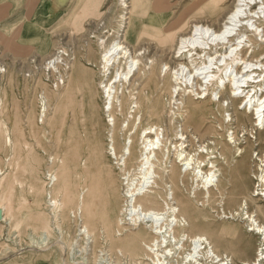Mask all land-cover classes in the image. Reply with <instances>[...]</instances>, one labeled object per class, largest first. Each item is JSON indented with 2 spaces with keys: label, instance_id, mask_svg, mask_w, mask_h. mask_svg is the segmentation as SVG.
<instances>
[{
  "label": "rangeland",
  "instance_id": "1",
  "mask_svg": "<svg viewBox=\"0 0 264 264\" xmlns=\"http://www.w3.org/2000/svg\"><path fill=\"white\" fill-rule=\"evenodd\" d=\"M194 1L142 0L139 18L141 37L138 35L140 38L137 43L131 41L132 50L146 46L150 51L148 58L159 56L167 42L168 33L165 30L168 24L181 16L184 10H188ZM115 2L116 0H103L96 7L95 16L90 17V22L53 25L51 34L40 29L37 36L34 29L38 25H24V33L28 37L33 35L32 38L37 41H26L25 44L32 46L25 47L18 55L14 52L16 41L13 40L11 31L2 30L3 26H0V61L7 65V74L0 79L4 83L7 80L14 82L7 88L4 86L6 89L2 97L0 96V206L5 212V218L2 219L0 209V264H155L152 253L141 241L134 239L133 234L137 229L126 219L120 225L117 223L118 218L126 217V212L121 211L125 206L124 194L127 186L123 183V171L107 153V136L108 132H113L121 143L122 136L125 138L130 134L138 145V131L155 123L156 119L148 116L146 109L149 102L143 98L141 119L133 117L127 129H120L125 123L122 124L124 118L116 106L113 114L118 117V125L111 130L100 109V93L91 96V91L96 88L86 82L90 74L97 73L90 61L100 59L101 49L97 38L107 37L117 28V7L113 17L106 12ZM160 16H163V23L148 22L149 18L159 19ZM46 36L51 42L47 41L48 48L42 52L40 46ZM113 37L114 33L109 39ZM58 49H63L68 54L63 61L67 65L63 63L58 69L66 84L55 87L56 73L48 71L44 62ZM246 53L244 51L242 56L248 55L249 51ZM73 67L77 70L75 81H72L71 76ZM232 69H228L224 78L227 79L230 73L235 74ZM132 79L135 80V85L133 89L129 87L130 91H138L140 95L146 78L141 82L136 81V76ZM148 86V90L155 88L153 83ZM66 90L68 92L64 95ZM40 94L45 96L47 103L46 115L42 121L38 111ZM157 96L159 94H154V99ZM65 98L68 102L66 112ZM161 100L167 112L162 123L166 128L167 139L171 138L174 142L173 124L176 126L184 123L186 149L194 158L206 161L210 153L200 151V145L211 147L210 152L215 156L212 160L218 170L211 184L221 181L219 191L211 185L209 194L206 195L201 185H195L192 174L184 175L185 188L182 192H185V196L179 197L181 213L189 222L186 233L189 236L205 235L215 249L229 255L234 264L252 261L259 244V235L246 231V221L240 217L242 211L239 208L240 198L236 195V187L240 172L244 168L249 175L258 171V161L251 158V155L252 150L261 155L263 142L256 144L257 133L254 138L251 137L253 133L250 132V120H245L249 131L243 136L244 132H239V138L240 145L246 150L240 157H236L235 162L224 164L218 154L222 152L218 142L227 138L226 114H220L213 108L217 113L215 118L204 120L197 116L184 117L180 105L177 104L179 101L175 102L166 94L161 96ZM127 107L126 103L123 107L124 115L128 114ZM170 111L175 113V118H168ZM237 115L239 120L240 116ZM169 123L171 126L167 129ZM210 126L216 131L214 134L211 133ZM213 141L218 144L214 149L210 144ZM253 142L254 144L249 145ZM171 158L175 160L174 156ZM157 166L160 174H165L162 171L164 163ZM203 169L206 171L208 167L203 166ZM47 171L54 172L57 177L50 188L52 198L58 202L55 207L48 204L47 189L51 184L47 185ZM254 181L250 176L251 187ZM164 185L165 183L159 184L161 188ZM80 194L83 196L81 207ZM164 194L165 191H161L162 198ZM256 202L264 205V199L257 198ZM114 204L117 208L113 217ZM155 207H163L162 199ZM234 210L240 211L235 219L224 217L222 213L229 214L228 212ZM251 210L249 202L248 211ZM258 217L264 223V217L259 214ZM233 225L236 227L235 232L230 229ZM84 226L91 235L86 236V233L80 232ZM45 232L48 235L47 243L36 242ZM143 234H146L145 231ZM151 239V235L146 237L145 243H150ZM175 258L173 256L169 259L171 264L180 263L181 258L178 257V262Z\"/></svg>",
  "mask_w": 264,
  "mask_h": 264
},
{
  "label": "bare ground",
  "instance_id": "2",
  "mask_svg": "<svg viewBox=\"0 0 264 264\" xmlns=\"http://www.w3.org/2000/svg\"><path fill=\"white\" fill-rule=\"evenodd\" d=\"M141 2L142 0H116V4H112L107 9V15L113 17L117 7V28L107 37L97 38L101 49L100 59L90 60L97 73L90 74L86 79L88 85L96 88L91 91V96L100 93V109L105 114L104 120L111 126V130L118 125V117L113 114L115 107H119L120 115L124 118L122 124L125 125H121L120 129H127L131 118L141 119L143 98L149 102L146 109L148 116L156 119L155 123L138 131V145L130 134L125 138L120 137L121 143H119L117 134L114 136L113 132H108L107 153L115 159L114 164L123 171V183L127 186L124 194L125 206L121 211L126 212V217L118 218L117 223L120 225V222L126 219L137 229L133 234L134 239L141 241L152 253L155 264H171L169 259L173 256L176 257V262L178 257L181 258L179 264H234L232 258L226 253L217 251L205 235L189 236L186 233L189 222L181 213L179 197L185 196V192H182L185 188L184 175L192 174L196 181L195 185H201L206 195L209 194V186L213 185L218 190L221 181L211 184L218 171L212 160L215 156L210 152L211 147L200 145V151L210 153L206 161L194 158L186 149L187 136L184 123H178L179 125L176 126L173 124L171 129L175 135L174 142L171 138L167 139L166 128L162 125L167 112L161 96L166 94L175 102L179 101L177 104L180 105L184 117L197 116L206 120V118H215L217 114L215 111L226 114L227 138L218 142L222 148V152L218 154L224 164L229 161L235 162L236 157H240L246 150L240 145L239 138V132H244L243 136L249 131L245 120H250V132L253 133L251 137L254 138V134L257 133L256 144L262 142L264 144V137L261 138V135L264 136V0H232L229 5L227 4L229 0H195L188 10H184L181 16L168 24L165 30L168 33L167 42L164 44V40L162 41L164 45L160 55H154L152 58H148L150 51L146 46L132 50L130 45L131 41L137 43L141 37L139 19ZM20 19L22 18L17 17L14 23L4 26L11 31V36L16 41L15 55L25 50L26 41L35 39L32 35L28 37L24 33L26 29L21 32L22 24L17 23ZM149 21L161 24L163 16L159 19L149 18ZM113 33L115 37L109 39ZM47 48L48 42L45 40L40 50L43 52ZM244 51L247 53L249 51V54L242 56ZM64 55L68 56L67 52L58 49L44 62V66L58 69L63 63L67 65L63 62L66 57ZM229 68H233L232 72L235 74L233 76L230 73L226 79L224 74ZM6 74L7 65L0 61V77ZM76 75L77 70L73 67L72 81L77 79ZM133 76H136L138 82L146 78V84L141 87L140 95L138 91H130L135 85ZM11 82L13 81L7 80L4 83L0 79L1 97ZM152 83L155 88L148 90V85ZM65 84L66 82L63 83ZM67 84L69 86L70 82ZM67 92L68 90L64 95ZM154 94L159 96L154 99ZM126 103L128 114L124 115L123 107ZM67 104L65 98V112ZM213 108L216 110L214 111ZM46 110V98L40 94L38 111L41 121L46 115ZM237 114L240 116L239 120ZM173 115L175 113L171 112L168 118H175ZM168 125L167 129L171 126L170 123ZM210 128L211 133L214 134L216 131L214 132L212 126ZM210 144L213 145L212 149L218 145L215 141ZM252 144L254 142L249 145ZM251 158L258 161V171L249 175L248 170L244 168L240 172L236 187L242 214L240 215L238 210L228 212L229 214L222 213L224 217L232 219H235V215H240L241 220L246 221V231H253L259 235L255 257L252 261H244L243 264H262L264 223L260 221L258 214L264 217V205L256 202V199H264V149L261 155L252 150ZM160 163L165 165L162 166V171L164 170L165 173L163 175L160 174L157 166ZM203 166L208 167V170L205 171ZM46 176L49 180L47 185L51 184L47 189L48 204L55 207L58 202L52 198L50 188L57 177L54 172L49 171ZM250 176L255 179L252 187L249 182ZM160 183H165L164 187L161 188ZM163 190L164 198L161 196ZM233 190L235 193V187ZM82 198L80 194V207L83 204ZM160 199L163 207L156 208L155 205ZM249 202L252 206L251 211H248ZM116 208L117 205L114 204L113 217ZM0 209L1 217L4 219V208L0 206ZM235 228V225L230 227L234 232ZM81 229L80 232L86 233V236L91 235L88 234L86 226ZM150 235L152 239L147 244L145 238ZM47 236L46 232L43 233L36 242L47 243Z\"/></svg>",
  "mask_w": 264,
  "mask_h": 264
},
{
  "label": "crops",
  "instance_id": "3",
  "mask_svg": "<svg viewBox=\"0 0 264 264\" xmlns=\"http://www.w3.org/2000/svg\"><path fill=\"white\" fill-rule=\"evenodd\" d=\"M102 1L103 0H0V26L2 25V29H6L4 28L5 25L14 23L15 18L21 17L22 19L17 23L20 25L22 24V33L25 29L24 25L34 24L38 25L37 29H34L35 32H37L35 35L38 36V30L40 31V29L46 34H51V27H53V25L90 22V17H94L95 9L101 5ZM45 25H47V27ZM46 40L51 42L50 38L48 40L47 36ZM32 41L37 40L35 38ZM30 45L32 46V44ZM31 46L25 44L24 47Z\"/></svg>",
  "mask_w": 264,
  "mask_h": 264
},
{
  "label": "built area",
  "instance_id": "4",
  "mask_svg": "<svg viewBox=\"0 0 264 264\" xmlns=\"http://www.w3.org/2000/svg\"><path fill=\"white\" fill-rule=\"evenodd\" d=\"M56 51H58V50H56ZM56 51H54V52H56ZM64 56H67V55H64ZM48 71L50 70V71H52V72H54V73H56L55 75H54V77H55V82H54V86L55 87H60V85H63V83H64V77L59 73V67H58V69H54L52 66H49V67H45Z\"/></svg>",
  "mask_w": 264,
  "mask_h": 264
}]
</instances>
